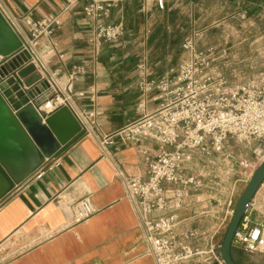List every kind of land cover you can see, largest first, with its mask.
<instances>
[{"label": "crops", "instance_id": "obj_1", "mask_svg": "<svg viewBox=\"0 0 264 264\" xmlns=\"http://www.w3.org/2000/svg\"><path fill=\"white\" fill-rule=\"evenodd\" d=\"M227 1L228 70L257 74L264 70V0ZM0 2L15 18L16 23L10 22L14 29L21 28L27 33L25 18L42 19L56 14L62 0ZM147 3L141 0L117 3L109 21L123 19L125 33L114 42L94 44L89 40L92 23L82 14V2L64 13L61 25L55 27L50 38L53 52L49 65L52 69L59 68L65 81L74 64H87L86 72L69 86V91L78 108L95 111L94 128L92 133L80 130L26 178L14 183L0 199V264H156L117 170L146 180L148 170L143 151L155 156L158 146L149 140L127 141L115 134L140 115L137 105L143 94L138 87V56L147 53L153 70L151 76L159 77L174 64L169 62L170 51L179 53L183 49L182 40L172 41L174 32L180 30L167 25L168 0L163 10L150 1ZM162 23L168 39L159 44L151 41L150 36ZM235 33L241 36H234ZM25 62L23 53H16L1 68L0 83L6 81L13 92L11 96L1 87L0 91L14 109L29 101L39 107L51 95L45 80L28 89L19 86L15 73L25 68ZM158 103L148 101L146 110H154ZM104 136H112L113 140L105 151L98 142ZM259 145L254 141L250 146ZM213 163L210 166L214 172H203L208 175L209 188L203 189L198 201L180 212L187 219L180 227L202 225L217 230L214 239L221 243L229 222L227 211L234 209L247 180L238 170L222 172L227 165L222 160L213 159ZM40 172L43 173L38 177ZM86 197L91 199L96 212L76 222L73 203ZM253 205L255 222H264V186L258 189ZM239 255L257 257L264 264V250L249 252L234 244L233 258L242 264Z\"/></svg>", "mask_w": 264, "mask_h": 264}, {"label": "built area", "instance_id": "obj_2", "mask_svg": "<svg viewBox=\"0 0 264 264\" xmlns=\"http://www.w3.org/2000/svg\"><path fill=\"white\" fill-rule=\"evenodd\" d=\"M119 1L62 0L56 14L42 19L25 18L27 33L21 28L14 29L22 39L17 53L27 50L30 58L26 59L25 65L33 66V71L26 77L20 75V70L16 71L19 86L28 89L45 80L51 90L50 97L37 107L43 118L67 106L80 122L81 130L93 132L95 111L78 108L69 91V86L86 72L87 64H74L64 81L61 70L49 65L53 52L50 38L55 27L61 25L62 15L82 2V14L92 23L89 40L94 44L119 40L125 33L124 20L109 21L112 9ZM154 1L159 9L166 8L167 0ZM0 12L9 23H16L1 2ZM196 39V34L186 37L182 44L183 59L159 77L151 76L148 54L138 56V87L143 94L137 105L140 115L115 133L127 141L142 143L149 140L158 146L155 156L143 151L148 170L146 180L117 170L125 185L126 196L134 204L148 251L156 264H224L221 243L214 239L217 230L202 225L180 227L187 220L180 212L198 201L197 196L203 189L209 188L208 175L193 171L190 165L196 151L205 156L221 153L224 161H232L235 154L230 149V140L246 147L258 141L261 146L253 149L257 159L251 164V171L242 174L247 182L256 165L264 159V70L254 75L244 74L239 69L228 70V47L220 50L214 46L199 48ZM221 57H225L224 64L220 63ZM2 64L0 62V68ZM35 75L29 83L27 78ZM149 99L159 102L152 111L146 110ZM98 142L105 151L106 146L113 143L112 136L99 137ZM209 163H213V159ZM240 163L248 167L245 161ZM253 206L252 200L234 236V244L249 252L264 250V222H255ZM73 210V219L79 222L93 215L96 207L86 197L74 202ZM153 212L158 214L153 216ZM227 212L230 219L233 210ZM225 220H221V224Z\"/></svg>", "mask_w": 264, "mask_h": 264}, {"label": "water", "instance_id": "obj_3", "mask_svg": "<svg viewBox=\"0 0 264 264\" xmlns=\"http://www.w3.org/2000/svg\"><path fill=\"white\" fill-rule=\"evenodd\" d=\"M21 46L22 39L0 12V62L16 54ZM22 53L25 60L30 58L27 50ZM32 71L33 66L28 65L20 75L26 77ZM35 77L30 76L27 81L30 83ZM80 130V122L67 106L43 118L32 101L14 109L0 91V199ZM263 182L264 159L253 170L225 229L220 249L224 264H237L233 258L234 236Z\"/></svg>", "mask_w": 264, "mask_h": 264}, {"label": "rangeland", "instance_id": "obj_4", "mask_svg": "<svg viewBox=\"0 0 264 264\" xmlns=\"http://www.w3.org/2000/svg\"><path fill=\"white\" fill-rule=\"evenodd\" d=\"M141 1L146 2V4L150 1V4L153 3L156 6V1L154 0ZM168 6L167 25L172 30L179 29L182 32V44L186 37L196 34V44L199 48L214 46L217 50H220L228 47V43H226V35L230 28L228 30L225 25V23H227L225 21V12L228 9L227 0H168ZM237 19H240V15ZM236 24L237 22H234L233 25L236 27ZM236 35H238V37L241 36L240 33H235L234 36ZM178 45L179 44L176 46ZM177 51L178 50L170 51L169 62H174L172 66H176L185 56L183 49L182 52L177 53ZM224 62L225 57H221L220 63L224 64ZM0 87L9 95L13 92V89L8 86L6 81L0 83ZM255 147H246L245 145H237L235 142H231L230 149H232L235 154V158L232 161H224L221 153H214L212 156H205L196 151V153H194V159L190 165H192L193 171L195 170V172H214V168L210 166L214 163H209L210 159H220L227 164L226 167L222 168V172H236L232 170H238L237 172H250L252 168L251 164L257 159L256 154L253 152ZM241 161H245L248 164V167L245 168L241 166ZM262 248L264 249V247ZM239 256L242 264H263V261L257 257L253 258L246 255Z\"/></svg>", "mask_w": 264, "mask_h": 264}, {"label": "trees", "instance_id": "obj_5", "mask_svg": "<svg viewBox=\"0 0 264 264\" xmlns=\"http://www.w3.org/2000/svg\"><path fill=\"white\" fill-rule=\"evenodd\" d=\"M173 35H175V37L172 36L173 43H179L182 40V34L180 31H175ZM167 39L168 35L167 31L164 29V23L157 26L153 34L150 36L151 41H157L159 44L164 43Z\"/></svg>", "mask_w": 264, "mask_h": 264}, {"label": "bare ground", "instance_id": "obj_6", "mask_svg": "<svg viewBox=\"0 0 264 264\" xmlns=\"http://www.w3.org/2000/svg\"><path fill=\"white\" fill-rule=\"evenodd\" d=\"M262 247H264V245Z\"/></svg>", "mask_w": 264, "mask_h": 264}]
</instances>
